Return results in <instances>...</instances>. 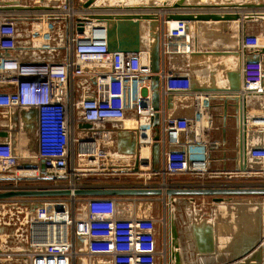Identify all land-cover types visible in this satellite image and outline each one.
I'll return each instance as SVG.
<instances>
[{
	"label": "built area",
	"instance_id": "2783aa9c",
	"mask_svg": "<svg viewBox=\"0 0 264 264\" xmlns=\"http://www.w3.org/2000/svg\"><path fill=\"white\" fill-rule=\"evenodd\" d=\"M24 5L52 9L0 11V109L8 119L17 114V129L23 135L17 140L18 134L14 137L5 129L8 135L0 137L5 138L0 139V181L12 183L5 190L74 191L84 186L87 176L128 173L141 180L133 187L162 189L163 195L155 198L160 197L170 209L177 196L164 195L169 187L219 186L209 182L220 175L212 170V162L217 149L226 148L211 136L214 122L210 95L196 96L191 118L165 114L169 95L191 92L190 72L161 70L160 91L165 100L156 111L148 79V52L144 57L141 53L108 51L104 30L100 33L91 27L94 20L85 22L84 31L79 32L76 18L88 12L72 0L58 5ZM80 11L82 14H78ZM172 21L173 25L165 20L167 27L161 33L163 55L172 46L179 48L178 40L189 35L188 21ZM40 26H45L49 34L36 37ZM50 36L61 43L50 44ZM242 44L246 51L243 79L229 107L234 108L231 117L244 126V102L257 87H264V63L259 50L250 51L262 48L259 40L248 34ZM252 57H259L258 61L249 60ZM30 109L36 111L37 149L33 152L28 151L30 140L25 128L29 119L21 116ZM156 112L160 114L158 141L153 125ZM127 118L134 120L131 129L124 127ZM119 129L131 132L132 138L120 142L114 134ZM237 135L234 171L238 173L243 166L246 172L250 163H264V145L243 150ZM133 141L135 153L131 154L127 150ZM156 143L164 145L163 164L158 170H154L152 152ZM120 144L125 152L117 150ZM143 146L150 148L147 157L140 155ZM178 176L180 182L175 183ZM64 197L73 202L71 210ZM4 200L7 203L0 207V228L14 227L15 233L0 231V259L28 264H75V260L86 264L94 260L97 264H175L170 254L167 216H122L126 209L120 198L69 195ZM4 234L8 235L4 244L7 248L1 247Z\"/></svg>",
	"mask_w": 264,
	"mask_h": 264
},
{
	"label": "crops",
	"instance_id": "0c3cea01",
	"mask_svg": "<svg viewBox=\"0 0 264 264\" xmlns=\"http://www.w3.org/2000/svg\"><path fill=\"white\" fill-rule=\"evenodd\" d=\"M178 0H96L95 4L97 6H113L116 7L115 10H107L103 12H112V13H123V12H154L155 14H158L160 17L163 18V16H166L170 13L175 12H182L185 11L183 9H172L170 7H166L164 9H154V10H139V6H147L150 4H154L155 6H162L165 2L168 3V6H171L174 2ZM65 2V0H44L43 2H40L38 0H24L21 2V4H29V5H52ZM74 4L80 5L82 2H85V0H72ZM186 3H211V4H244L248 2H261L264 4V0H185ZM118 6V7H117ZM126 6L134 7L131 8V11H127L125 9ZM194 10V9H191ZM208 11H219V12H239L243 19L238 21H227V22H215V21H202V22H190L189 24V35L185 38H181L178 40V42L182 43L181 48H175L171 47L170 52L166 55H163V62H162V71L168 73L171 70H187L192 75V80L195 81L199 86L201 87H220L222 85L228 86V72L235 71L240 73L241 77V83L243 79L242 74V63H244V57L245 53L240 54L239 56H215V63L216 69H210V67H207L204 63H206V60L208 59L206 56H198L195 55V52L204 51L208 47H213L216 50H236L239 49V45L242 42L243 37L245 35L251 34L255 28V25H258L262 28H264V19L260 18L257 20L252 18L250 20L244 19L245 14H248L250 12H259L264 11V8L252 10V9H245V8H208ZM163 12V13H161ZM78 14H82V11L78 12ZM166 18V17H165ZM165 23V24H164ZM171 25L174 24L173 21L170 22ZM92 28L96 29V32L102 31L100 29L103 27V23H98L97 21H92ZM161 27V26H160ZM166 22L164 20L163 22V28H166ZM141 29H142V55L145 57L148 52V45H149V35H148V29H149V21L143 20L141 22ZM158 29H160L158 27ZM162 33V30H161ZM188 46V47H187ZM146 51V52H145ZM262 55V54H261ZM218 58V59H217ZM226 59V60H224ZM261 59L264 63V53L261 56ZM230 62L233 63V67H231ZM199 67V69H196L194 67L195 65ZM264 66V65H263ZM211 76L213 78H211ZM213 79V80H212ZM218 86H214V85ZM264 84V83H263ZM241 86V85H240ZM212 94V95H211ZM210 95V111L212 113V118L214 122V128L211 132V136L213 139L220 141L222 144V148L224 149H217L216 153L214 154V159L212 162V170L220 172V175L217 179L209 180L212 184H218L222 183L223 179H229L234 178V174H238L234 171L235 168V161L233 159H230V157H233L236 154V151L234 148L236 147V144L238 143V135H240V138L242 140V146L243 150L246 148L247 150L254 147V146H262L264 145V87L262 86L261 89L258 90V87L253 91L251 94H249L244 102V107L247 111H245L244 108V117L247 119V123H243L244 126L238 125L237 121L233 119L232 113L234 108L229 107L228 108V114L227 116L224 114L223 110V101L222 98L227 97L229 102H233L234 93L231 94L226 93H212V92H206V93H198V92H188V93H173L171 94L172 100H170V104L165 108V114L167 116H174V117H182V118H191L195 114L196 110V96H209ZM215 97V98H212ZM230 103V104H231ZM33 110V109H30ZM29 110V111H30ZM29 111H23L21 113V116L25 119H29V122L25 124L26 128V135L28 139L30 140V144L28 145V151L33 152L37 149V142H36V116H25L23 113H27ZM226 117V119H225ZM18 116L17 114L13 115L12 119H8L7 116H5L4 112H2V109H0V130H9L12 133V136L19 135L17 137V140H21V137L23 139L22 132H20V129L18 128ZM255 120H262L260 124L254 123ZM33 124L32 127H30ZM12 128V129H11ZM17 129V130H16ZM226 129V135L224 137L223 130ZM240 129L241 133L238 132ZM123 129H119L117 132L114 131V134L118 135V139L121 142L120 139L125 140L129 138H132V134H130L123 130L122 132H126L125 134H122L119 136V132H121ZM155 132V131H154ZM246 132V133H245ZM155 134H158L156 132ZM130 135V136H129ZM19 138V139H18ZM225 138V140H224ZM5 139V138H0ZM157 146L154 147V170L160 169L163 164V155H164V145L161 143H156ZM155 146V144H154ZM162 149V150H161ZM19 150V148H18ZM117 150L125 152L124 146L120 144V146L117 145ZM237 156V154H236ZM227 157V158H226ZM24 163V162H22ZM255 171H259L258 169ZM261 174L264 175V169L261 170ZM256 174H260V172H257ZM137 176V175H136ZM135 175L124 173V174H118L113 175L110 173H98L96 175L87 176L83 181V187H95V186H116V185H123V186H134L137 183H140L139 178H137ZM141 177V174L139 175ZM138 176V177H139ZM225 184V183H224ZM158 196V195H157ZM156 196V197H157ZM110 197H116L120 198L122 201V206L126 209L124 212H121L122 216L130 215V214H141L144 206L146 204H150L149 199H160V197L155 198V195H147V196H110ZM30 199H33L29 197ZM212 199L210 196H177L175 201L180 200L184 206L181 207V210L179 209V212L183 215V217L186 216L188 221L191 223L192 219L194 223H197V227H201L200 224L203 220L201 217L198 218V216L195 217L194 210L192 207L195 208V205L197 201L203 200V199ZM30 199H28L30 201ZM213 200V199H212ZM27 203V202H26ZM214 203V201H213ZM165 209V204L163 205ZM192 206V207H191ZM188 207V208H187ZM193 210V211H192ZM198 210L199 209H195ZM184 211H186L187 215H184ZM188 211V212H187ZM151 215V212H149ZM146 215V214H145ZM192 215L194 217H192ZM185 218V219H186ZM7 232L8 234L15 233L14 227L9 228H0V231ZM197 232V231H196ZM181 232L178 231V235H180ZM187 238L188 243L191 244L192 251L190 245H188V248L185 250V253L187 255L188 260H183L182 262H186L188 264V261L193 260L194 264H215L220 261H217L218 259V253L222 252L218 249V244L222 246V242L218 241L219 238L215 232V235L212 236V242L214 246V251L212 252H203L196 246V237L198 234L195 233V228L190 230L188 234H184ZM190 236V237H189ZM179 239V236H178ZM191 241V242H190ZM179 251V250H178ZM191 251V252H190ZM198 251V252H197ZM181 253V252H180ZM212 255H217L216 260L213 259ZM182 256V255H181ZM184 256V254H183ZM205 258V260H204ZM208 259V261H207ZM200 260H202L200 262ZM0 264H28L26 261L16 262V261H8L6 259H0ZM190 264V263H189Z\"/></svg>",
	"mask_w": 264,
	"mask_h": 264
},
{
	"label": "water",
	"instance_id": "95a60500",
	"mask_svg": "<svg viewBox=\"0 0 264 264\" xmlns=\"http://www.w3.org/2000/svg\"><path fill=\"white\" fill-rule=\"evenodd\" d=\"M24 0H0V11H28L32 9H44L51 10L52 7L46 6H28L21 4ZM96 0H86L80 4V9L85 10L88 13H84L83 17H77V30L79 32L84 31L85 22L87 21H97L98 23H103L102 30L105 32L106 43L108 51L110 52H122V53H141L142 51V29L141 22L143 20L149 21V45H148V55H149V70L151 75L148 76V79L151 80V89H152V104L153 108L158 111L161 108L163 100H165L163 94L160 91L161 86V70L163 62V53H162V34L161 30L163 27L164 20H186L190 22H204V21H215V22H227V21H238L243 19L239 12H219V11H208V8H245V9H261L264 8V4L257 2H248L245 4H211V3H186L185 0H178L174 2L171 6H168V3L165 2L162 6H155L150 4L147 6H139V10H154V9H164L170 7L172 9H183L185 11L175 12L167 14L166 16L160 17L154 12H123V13H112V12H103L107 10H115L116 7L113 6H97L95 4ZM118 7V6H117ZM131 8L126 6L127 11H131ZM194 9V10H191ZM259 12H250L245 14L246 20L253 18V15ZM264 15V14H263ZM166 17V18H165ZM161 26V27H160ZM158 27L160 29H158ZM246 36V35H245ZM261 54L264 53V47L259 49ZM195 55L203 54H214L216 56H227V52L224 50H216V52H195ZM259 57H252L249 60L252 62H257ZM228 86L222 85L220 87H201L195 81H192L191 91L198 93H220V94H231L232 92L235 95V92L240 89L241 77L239 72L231 71L228 72ZM212 95V94H211ZM212 98H215L212 96ZM170 100H172L171 95L167 97V105L169 106ZM235 100H238L237 98ZM223 101V110L224 114L227 116L228 108L231 105L228 101V98H222ZM238 110V109H237ZM25 116H36V111L31 110L27 113H23ZM235 118V117H234ZM226 119V117H225ZM160 120V114L156 112L153 118V125L155 126V133L158 132V125ZM236 120V118H235ZM33 124L30 126L32 127ZM126 132H119V134H125ZM8 134L5 131L0 132V137H6ZM223 135H226V129L223 130ZM155 141L159 140L157 134L154 135ZM225 140V138H224ZM135 142L133 141L129 145L128 153H135ZM153 145L152 152L154 156V147ZM243 155V154H242ZM230 159H236V155L230 157ZM145 163V162H143ZM257 167V166H256ZM255 167V168H256ZM139 169V162H136L135 171ZM237 169V167H235ZM242 166V170H245ZM257 170V169H256ZM1 180V179H0ZM5 180V179H2ZM163 191L160 188H145V187H133V186H95V187H82L77 188L74 191L70 189H49V188H28V189H8L0 191V200L9 199L13 197H52V196H147V195H163ZM168 197L174 196H210L214 202H221L225 200L226 197L232 196H241V195H264V185H219V186H207V187H193V186H178V187H169L165 194ZM170 233L173 232V240H170V254L175 259V264H182L181 253L178 251V230L175 225L171 226ZM172 230V231H171ZM212 229L210 227H197L195 226V233L198 234L196 237V246L203 252H213L214 246L212 242ZM197 231V232H196ZM177 248V250H172L171 245ZM260 246V245H259ZM258 246V247H259ZM257 247V248H258ZM256 248V245L253 247ZM261 249V248H260ZM258 249V250H260ZM264 250V242L263 248ZM261 250V251H262ZM262 253V252H261ZM260 257V258H259ZM264 253L262 257L259 252H256L254 256L246 260H254L256 262H251V264H264ZM237 259V258H236ZM247 262V261H246ZM235 262L233 261L232 264ZM235 264H243L238 262Z\"/></svg>",
	"mask_w": 264,
	"mask_h": 264
},
{
	"label": "rangeland",
	"instance_id": "374dc122",
	"mask_svg": "<svg viewBox=\"0 0 264 264\" xmlns=\"http://www.w3.org/2000/svg\"><path fill=\"white\" fill-rule=\"evenodd\" d=\"M254 3H257V2H254ZM255 10H257V9H255ZM257 14H263V13L259 12ZM253 18L256 20H257V18L258 19H260V18L264 19V16L263 15H261V16L260 15H253ZM48 31L49 30L45 26H40L35 31L36 37H42L43 35L46 36V34H49ZM47 36H49V35H47ZM51 36L49 39H47V41L50 44L56 45V44L61 43V41L59 39H55L54 36L53 37H51ZM251 36L253 38H256L257 40H259V42L261 44H263V45H261V44L258 45V46H260V48L264 47V28H262L258 25H255V28H254L253 32L251 33ZM34 42L37 45H39V42L36 41V38H35ZM180 44L181 45L179 46V48H181V46H182L181 42H180ZM242 45L243 44L241 42V44L239 45V49H236V50L229 49V50H224V51H237V52H239V54L245 53L246 51L244 48H242ZM218 50H220V49H218ZM251 50H253V52H255V51H258L259 49H250V51ZM212 51H216V49L213 47H208L202 52H212ZM199 52H201V51H199ZM207 58L208 59L206 60V63H204V64L207 67H210V69L211 68L216 69L217 68L216 65H218L215 63L216 58H214L212 56H209ZM224 60H226V59H224ZM262 62H263V60H262ZM230 65H231V67L234 66L233 63H231V62H230ZM194 67H196V69H199V67L196 65ZM211 78H213V77L211 76ZM262 81L264 83V76L262 78ZM214 86H218V85L215 84ZM261 121L262 120H255L254 123L260 124ZM249 166H251V167L249 168L248 171L244 172V171L240 170L238 172V174H234V176H235L234 178L223 179L222 183H218V185H227V184L241 185V186H248V185H252V184L253 185H264V175L261 174V172H262L261 170L264 169V163H262V162H259L258 164L250 163ZM255 169H258L259 171H255ZM257 172H260V174H256ZM175 178H176L174 180L175 183L180 182L177 179V178H180V176L175 177ZM10 184H12V183L7 182V181H0V191L5 190V188L9 187ZM30 184L40 185L42 183L41 182H32ZM16 198H23V197H16ZM26 198L30 199L29 197H26ZM31 198H33V197H31ZM42 198H51V197H42ZM64 198H65V200L68 199L67 197H64ZM225 199H227V202H223L225 204V206L226 207H233L234 206V208H232L231 211L227 210V208H224L226 210V213L224 210V214L221 216L218 215L216 217L215 213L217 212V207L215 206L216 204L213 203V200L212 199H205V198L203 200L197 201V203L194 204L195 208L191 206L192 209L194 210V212H192V214L195 213V217L198 216V218L201 217L203 219V220H200V221H202L200 223L202 225L201 228L210 227V229H212L211 230L212 236H214L215 232H216V234L219 238L218 241L222 242V246H220L218 244L219 251L222 250V252L218 253L217 261H220V262L215 263V264H232L233 261L235 263H238V262L242 263L243 262V264H251V262L254 263V262H256L255 259L249 261V260H246V257L252 256L251 250H253L252 247L254 245H256V248H257V246L260 245L257 249L261 248L260 250H262V248H263V242H264V209H263L264 195H241V196L226 197ZM67 201H68L67 205L69 206V208L71 210L73 208V202L69 201V199ZM233 201H235V202H233ZM149 202H151V203L146 204L144 206L141 214L148 215V214H150L149 212H151V215H153L154 217L155 216L156 217H163L165 215V216H167L168 220H170L171 212H172V214H174L176 212V209H177L178 218L176 217L175 219L177 221L178 226L177 225L176 226H177V229L180 226L183 228L182 229L180 227L179 232H182V230H183V231H187V233H189L190 230L194 229L195 226H197V223H194L193 219L190 223L188 221V219L186 218V216L183 217L181 212H179V209L181 210V207L184 206V204L180 200L172 202L170 209H169L168 205H166V208L164 209L163 201L160 199L154 200V197H153V199H149ZM1 203L2 204H0V207H3L4 204L7 203V201L2 200ZM249 204L256 206L255 212H254V210H252L251 207H249ZM247 206L249 207V211H247V210L245 211V209H246L245 207H247ZM171 207H173V208H171ZM195 209H199V211L195 210ZM236 209L238 212H236ZM251 211H253L254 213ZM184 215H187L186 211H184ZM248 216H252V217L254 216L255 221L252 220V221H250V223H247V217ZM192 217H194V216L192 215ZM181 223H184V224H181ZM243 231H244L245 235H244ZM221 233H223V235H224L223 237H222ZM241 234H243L244 237ZM246 235H253V236L247 237ZM7 237H8V235L4 234L3 245H1V247H3L4 244H6ZM245 238H247L248 241H246ZM179 243H181V242H179ZM4 248H7V247L4 246ZM223 248H224V251H223ZM180 249H183V246ZM191 251H192V248H191ZM253 251H255V250H253ZM262 255L263 254H261L260 256L262 257ZM215 256L216 255H212V257H215ZM242 259H244V260H242ZM96 261L97 260H94L93 262L87 261L88 262L87 264H95L94 262H96ZM75 264H86V263H84L80 260H75ZM96 264H97V262H96Z\"/></svg>",
	"mask_w": 264,
	"mask_h": 264
},
{
	"label": "bare ground",
	"instance_id": "6f19581e",
	"mask_svg": "<svg viewBox=\"0 0 264 264\" xmlns=\"http://www.w3.org/2000/svg\"><path fill=\"white\" fill-rule=\"evenodd\" d=\"M203 4H205V3H203ZM242 4V3H241ZM245 4V3H244ZM259 12H262L263 14H264V11H259ZM161 13H163V12H161ZM263 14H259L260 16L261 15H263ZM264 16V15H263ZM172 21V20H171ZM146 52V51H145ZM212 52H216V51H212ZM225 52H227L228 54H227V56H239L240 54H239V52H237V51H225ZM142 53V52H141ZM203 53H205V52H203ZM210 53V52H209ZM204 56H207V57H209V56H212V57H215L216 55H214V54H203ZM198 56H202V55H198ZM125 126V128L126 129H131V128H133L134 126H135V124H134V120L132 119V118H127L125 121H124V123H123ZM121 131H123V130H121ZM246 133V132H245ZM21 139H22V137H21ZM162 150V149H161ZM149 153H150V148H149V146H143L142 148H141V150H140V155L142 156V157H147V156H149ZM240 199V198H239ZM230 200V199H229ZM243 201V200H242ZM223 202H227V199H225V200H223V201H221V202H214L216 205V207H217V212L215 213L216 214V217L218 216V215H223L224 214V208H227V210H232V208H234V206L233 207H226L225 206V204L223 203ZM232 202V201H231ZM233 202H235V201H233ZM221 203V204H220ZM173 206V205H172ZM243 206V205H242ZM236 207V206H235ZM249 207H251L252 208V210H254V212H255V208H256V206L255 205H250L249 204ZM249 207L247 206V207H245L246 209H245V211L247 210V211H249ZM171 208H173V207H171ZM241 209V208H240ZM263 209H264V203H263ZM173 210V209H172ZM243 211V210H242ZM236 212H238L237 211V209H236ZM251 212H253V211H251ZM253 212V213H254ZM225 213H226V210H225ZM247 213V212H246ZM236 215V214H235ZM254 215V214H253ZM228 216V215H227ZM178 218V213H177V209H176V212L174 213V214H172V212H171V216H170V224H171V226L172 225H177L178 226V224H177V221H176V219L175 218ZM215 217V218H216ZM214 218V217H213ZM222 218V217H221ZM218 219V218H217ZM220 219V218H219ZM185 220V219H184ZM255 221V217L253 216H248L247 217V223H250V221ZM238 221V220H237ZM181 224H184V223H181ZM190 225V224H189ZM241 225V224H240ZM176 226V227H177ZM181 227V226H180ZM180 227H178V231H179V229H180ZM202 227V226H201ZM172 228V227H171ZM182 228V227H181ZM183 229V228H182ZM214 229V228H213ZM189 230V229H188ZM172 231V230H171ZM221 231V230H220ZM262 231V230H261ZM242 232V231H241ZM243 233H244V231H243ZM184 234H188L187 233V231H183L182 230V232L180 233V235H179V239H178V241H177V243H178V245H179V252H181V257H183V260H188L187 259V255H186V253H185V250L188 248V245H190V247H191V244L190 243H188V241H187V238L185 237V235ZM221 235H222V237L224 236L223 235V233H221ZM220 235V236H221ZM241 235H243V234H241ZM244 235H245V233H244ZM244 235H243V237H244ZM254 235V234H253ZM253 235H246L247 237H252ZM190 237V236H189ZM171 240H173V232H171ZM245 240L246 241H248L247 240V238H245ZM179 242H181V243H179ZM191 242V241H190ZM183 246V249H180L181 247ZM262 246V245H261ZM171 247H172V250H177V248L174 246V244H172L171 245ZM258 247V246H257ZM192 248V247H191ZM255 251H253V250H251V253H252V256H254V254L256 253V252H259L260 253V255L261 254H263L264 253V251L262 250H258V249H254ZM223 251H224V248H223ZM191 252V251H190ZM198 252V251H197ZM262 252V253H261ZM250 253V252H249ZM183 254H184V256H183ZM221 254V253H220ZM249 255V254H248ZM217 256V255H216ZM216 256H215V258H216ZM214 257H213V259L214 260H216ZM248 258H250V257H246V259H248ZM245 259V258H244ZM244 259H242V260H244ZM204 260H205V258H204ZM202 260H200V262H201ZM207 261H208V259H207ZM187 262V261H186ZM186 262H182V264H186ZM194 264V261L193 260H190V261H188V264ZM204 264V263H203Z\"/></svg>",
	"mask_w": 264,
	"mask_h": 264
},
{
	"label": "flooded vegetation",
	"instance_id": "af4514ba",
	"mask_svg": "<svg viewBox=\"0 0 264 264\" xmlns=\"http://www.w3.org/2000/svg\"><path fill=\"white\" fill-rule=\"evenodd\" d=\"M167 219H168V218H167ZM167 226H168V231H169V233H170V228H171L170 220H167ZM170 235H171V233H170Z\"/></svg>",
	"mask_w": 264,
	"mask_h": 264
}]
</instances>
